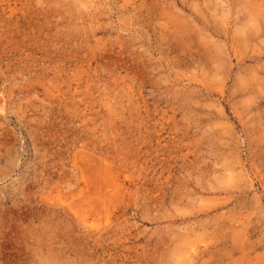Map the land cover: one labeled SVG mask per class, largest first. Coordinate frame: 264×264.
I'll list each match as a JSON object with an SVG mask.
<instances>
[{
    "label": "rangeland",
    "instance_id": "rangeland-1",
    "mask_svg": "<svg viewBox=\"0 0 264 264\" xmlns=\"http://www.w3.org/2000/svg\"><path fill=\"white\" fill-rule=\"evenodd\" d=\"M0 264H264V0H0Z\"/></svg>",
    "mask_w": 264,
    "mask_h": 264
}]
</instances>
